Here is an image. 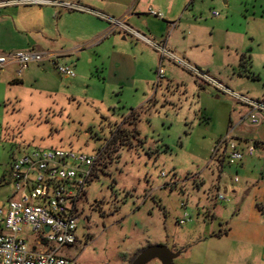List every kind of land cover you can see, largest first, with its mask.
Returning a JSON list of instances; mask_svg holds the SVG:
<instances>
[{"label": "rangeland", "instance_id": "obj_1", "mask_svg": "<svg viewBox=\"0 0 264 264\" xmlns=\"http://www.w3.org/2000/svg\"><path fill=\"white\" fill-rule=\"evenodd\" d=\"M48 1L101 6L100 0ZM224 1L171 0L165 23L176 27L163 32L170 45L166 49L195 39L199 46L191 45L190 53L220 74L222 86L264 102V0ZM164 3L141 0L136 6L144 16ZM4 32L2 42L9 37L10 43L8 49L0 45V54L31 51L26 45L31 34L11 37ZM94 49L87 47L62 63L73 69L70 79L38 63L20 85H12L15 75L10 68L3 70L0 201L11 196L10 165L23 153L49 148L91 157L100 153L85 188L77 230L79 239H89L88 264H131L143 250L158 245L180 253L174 264H247L248 257L253 264H264V144H254L255 162L248 166L245 158L238 174L229 171L235 166L224 164L219 177L221 163L211 155L215 141L227 132L263 131L264 113L248 114L244 106L167 59L159 79L158 57L151 47L141 49L145 55L135 87L117 88L105 82V57L93 55ZM100 51L106 56L110 45ZM175 55L197 69L188 58ZM252 118L257 125L250 124ZM118 127L124 133L113 137ZM217 185L227 189L224 202L215 199ZM59 253L75 259L78 248L62 247Z\"/></svg>", "mask_w": 264, "mask_h": 264}, {"label": "built area", "instance_id": "obj_2", "mask_svg": "<svg viewBox=\"0 0 264 264\" xmlns=\"http://www.w3.org/2000/svg\"><path fill=\"white\" fill-rule=\"evenodd\" d=\"M10 6L53 7L62 11L94 15L113 30L149 44L160 59L159 79L162 78L159 68L163 60L167 59L181 66L198 80L211 85L217 92L227 95L252 111L264 113V102L252 101L228 90L198 69L179 60L163 47L152 44L122 20L110 18L70 2L0 1V8ZM148 14L159 20L164 18L161 13L152 9L148 10ZM213 17H218V13H213ZM50 58L52 56L33 51L0 54V70L14 62L17 64V77H21L30 64L42 63ZM55 69L62 78L70 79L75 76L70 67L55 65ZM250 122L255 125L257 120L252 118ZM231 133L232 131L228 132L213 144L211 155L215 161L236 166L254 154L255 142L238 139ZM98 156L91 157L49 148L23 153L12 161L9 171L11 196L5 201H0V264H74L72 259L63 256L59 250L62 247L73 246L78 239L79 214L82 209L80 205L85 188L94 175V165ZM233 182H238L237 177ZM215 199L224 202L225 194L217 192ZM260 210L264 212V203Z\"/></svg>", "mask_w": 264, "mask_h": 264}, {"label": "crops", "instance_id": "obj_3", "mask_svg": "<svg viewBox=\"0 0 264 264\" xmlns=\"http://www.w3.org/2000/svg\"><path fill=\"white\" fill-rule=\"evenodd\" d=\"M157 1L161 2V0ZM164 1L165 3L167 2V4L164 3L165 5L163 4V6H155L156 9H152L156 12L161 13L164 17L163 20H159L155 17L150 16L148 14V10L151 8L147 10L146 15H141V12L138 9L139 6H136L140 4L141 0H100L101 6H80L84 9L104 14L110 18L124 21L132 30H134L144 38H146L147 36L161 43L162 46L160 47H163L167 52L171 53L173 56L176 57L175 53H180L184 57L188 58V60L192 62V64L196 66L199 71L203 73L204 70L206 73L204 74L206 76L220 84V74H218L214 70V68L212 69V66L208 65L205 61L202 62L196 56H194V54L192 55L190 53L192 48H198L199 46L195 39H192L190 41L187 40V42L185 41V46L180 45L181 47L178 48L177 46H173V48H171V51L166 49V46L169 45V42L167 38H163V32L168 30V28H170V32H173L174 28L176 27V23H165V18L169 14L168 4H171V0ZM174 3L175 6H179V2ZM228 3L229 0L224 1V5H227ZM185 6H192V4L186 3ZM16 7L23 6H10L0 8V10L16 9ZM160 10L165 11L163 12ZM15 11L16 10H10L3 14L0 13V28L3 29V31H0V33L3 34L5 33L4 31H6V33L11 34V37L13 33L18 34L28 32L29 34H31L32 37L28 36L29 38L26 42L28 48L30 47L31 51L33 52L52 56V58L45 60L44 62L39 64H43L44 67L52 66L55 68V65H62V63L68 60L69 57L77 53H82L87 47L95 48L94 50H92L93 55L100 57V59L102 57H105V59H102L101 63H103V66H105L103 76L105 78L106 83H108L109 81L113 82V84H115V86L120 89H124L130 84H133L132 87H135L134 85H136V83L138 82V80L136 79V73L137 70H139V66H143V56L145 55V52L143 50L141 51V49L144 47H151L149 44L127 36L118 30H113L109 25L108 28L105 29L104 24L100 23V21L103 20L85 12L62 11L53 7H37L26 11L25 13L21 11ZM28 18H31L33 22H30V24L25 23V20H27ZM9 21L11 22L12 27L8 25L10 24ZM167 24L169 27L167 26ZM74 38L79 39L80 42H74ZM105 39L107 40L104 41ZM127 39L129 40L127 41ZM147 40L150 41V39ZM185 42L183 43V45L185 44ZM9 43V37L6 38L5 43L2 42L0 37V45L3 46V49H8L9 47L7 45ZM105 43H108L111 48V51H108L109 53L107 52L106 56L102 55L100 51V47L104 46ZM19 46L20 45H17L14 48L18 49ZM128 47L130 51L128 50ZM21 48H23V46H21ZM147 54L150 55L149 52ZM157 57L159 67L160 59L158 54ZM39 64H30L28 69L23 72L21 77L17 78V64H15L14 62H10L6 67L0 70V79L3 70L10 68L13 74L15 75L14 78H12L11 80L9 79L11 84L20 85L21 82H23L24 74L29 73L31 67H37ZM101 79L103 80V77H101ZM139 81L146 82L145 79L144 81L142 79ZM207 86L213 88L209 84H207ZM242 106H244L246 110H248V114H252L255 112L245 105ZM255 125H257V123ZM233 132L231 133L232 136L238 139H243L248 142L253 141L257 144H264V130L260 131V129H258L256 131H251L250 135H247L244 132L235 135L233 134ZM260 158L261 160H264V153L260 156ZM245 160L249 163L248 166H252L255 162L253 159V155L251 157H246ZM244 161L241 164L236 165L235 168H229V171L233 174H238L240 171L238 167L243 166ZM219 168V177H221L222 174H224V164L221 163V166ZM216 189L217 192H222L226 196L227 189L225 187L220 188V186L217 185ZM253 263V258L248 257L247 264Z\"/></svg>", "mask_w": 264, "mask_h": 264}, {"label": "water", "instance_id": "obj_4", "mask_svg": "<svg viewBox=\"0 0 264 264\" xmlns=\"http://www.w3.org/2000/svg\"><path fill=\"white\" fill-rule=\"evenodd\" d=\"M179 256L180 253H172L165 246L158 245L143 250L131 264H149L152 261H157L159 264H174Z\"/></svg>", "mask_w": 264, "mask_h": 264}, {"label": "flooded vegetation", "instance_id": "obj_5", "mask_svg": "<svg viewBox=\"0 0 264 264\" xmlns=\"http://www.w3.org/2000/svg\"><path fill=\"white\" fill-rule=\"evenodd\" d=\"M79 217H80V214H79ZM88 244H89V239H86L85 236H82L81 239H79V238L77 239V241L73 245V246H77V248H78V253L76 255V258L72 259L74 264H88L87 263L88 252L86 251L88 248Z\"/></svg>", "mask_w": 264, "mask_h": 264}, {"label": "trees", "instance_id": "obj_6", "mask_svg": "<svg viewBox=\"0 0 264 264\" xmlns=\"http://www.w3.org/2000/svg\"><path fill=\"white\" fill-rule=\"evenodd\" d=\"M243 61V60H242ZM134 112H132L131 114H133ZM124 133V131L122 130V129H120V127H118L116 130H115V132H114V135H113V137H116V136H121L122 134ZM254 144H256V143H254Z\"/></svg>", "mask_w": 264, "mask_h": 264}]
</instances>
